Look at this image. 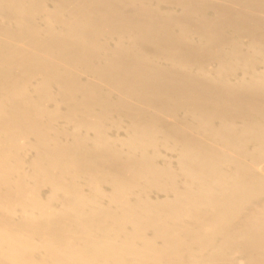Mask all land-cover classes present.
I'll return each mask as SVG.
<instances>
[{"label": "bare ground", "instance_id": "1", "mask_svg": "<svg viewBox=\"0 0 264 264\" xmlns=\"http://www.w3.org/2000/svg\"><path fill=\"white\" fill-rule=\"evenodd\" d=\"M0 264H264V0H0Z\"/></svg>", "mask_w": 264, "mask_h": 264}]
</instances>
